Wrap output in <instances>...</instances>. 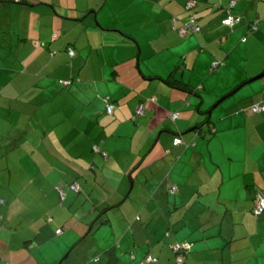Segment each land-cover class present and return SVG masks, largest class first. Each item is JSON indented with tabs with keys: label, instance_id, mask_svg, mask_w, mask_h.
Returning a JSON list of instances; mask_svg holds the SVG:
<instances>
[{
	"label": "crops",
	"instance_id": "0c3cea01",
	"mask_svg": "<svg viewBox=\"0 0 264 264\" xmlns=\"http://www.w3.org/2000/svg\"><path fill=\"white\" fill-rule=\"evenodd\" d=\"M230 1L198 0L202 31L185 38L175 30L185 0L2 5L22 28L12 36L20 72L0 75V264H63L83 235L77 226L59 235L72 228L70 208L84 197L100 204L97 194L124 202L112 218L124 264H177L178 255L184 264H264V213L253 212L264 190V111L252 110L264 107V85L236 110L220 107L264 73V48L248 46L264 34V0H236L242 20L232 29L222 23ZM34 57L41 66L31 69ZM25 71L35 74L29 83ZM74 180L82 193L63 205L58 189ZM149 231L154 243L136 241Z\"/></svg>",
	"mask_w": 264,
	"mask_h": 264
},
{
	"label": "trees",
	"instance_id": "16d2710c",
	"mask_svg": "<svg viewBox=\"0 0 264 264\" xmlns=\"http://www.w3.org/2000/svg\"><path fill=\"white\" fill-rule=\"evenodd\" d=\"M147 1H150V2H153V3H159L161 0H147ZM9 2L16 3V2H20V0H7V1L6 0H0V6L2 7V5H5L4 3L8 4ZM189 2H194L195 3L194 6L187 8V4ZM27 4L28 3H26V5ZM198 6H199L198 0H185L184 9H185V14H186V20L184 21V23L182 24L181 27L175 28V30L177 31L178 35L181 36L182 38H185L187 36L198 35L199 33H201L202 26L199 25V22H198L199 21V18L197 16V15H199V12H197ZM236 6H237V1L236 0L230 1L229 9H227V11H226V14H227L226 15V18L222 21L223 25L227 26L224 22L229 17L232 18L234 20L233 26H227V27H229L231 29L234 28L242 20V17H240L239 15L237 16V15L232 14V11L236 8ZM174 19H178V18L174 17ZM192 21L194 22V24H192ZM188 23L190 24V27H188L189 29H187L185 27ZM259 23H260V20H257V21H254V22L250 23L251 30L257 29L258 26H259ZM99 26L100 25H97V27H99ZM192 26H193V29H192ZM195 28H199V31H195ZM183 29H187V32L184 35H182L180 33V31L183 30ZM55 37H57V36H55ZM244 41H246V39H244ZM215 63H219L218 69H220V66H221L220 65V62L217 61ZM213 72H216V70L213 69ZM165 82L169 83L171 86L177 87L179 90L188 92L189 94H194L193 93L194 92L193 90L192 91L191 90L189 91L186 86L183 87L184 84H182L181 82L174 81V80L171 81L169 78L168 79H165ZM244 84H246V83H243V85ZM196 95L199 96V97H201L199 94H196ZM105 104H106V106H105V113L108 116H113L114 113H115L114 112L115 107H113L114 105L109 104L107 102V100H106V103ZM109 105L113 107L112 113L109 112ZM142 114L143 113L137 112V115L136 116H141ZM173 114H177L178 115V118L177 119L172 118ZM173 114L171 115V118L173 119L174 122H176L179 119V113L176 112V113H173ZM29 121H30V118L27 119L26 125L24 124L25 127L26 126H29ZM35 123L36 122L33 121L32 124L34 125ZM6 129L7 128H5V130ZM10 129H12V128L10 127ZM1 135L2 134L0 132V138H1ZM177 138H180V137H176L175 139H177ZM8 140L11 142V144H13V142L16 141V140H13L12 138L11 139H8ZM174 143H175V141H174ZM101 151L102 150H101V148L99 146H94V152L95 153H98L99 154V153H101ZM101 154L104 155L105 153H101ZM106 157H107V154H106ZM74 186H76V189L74 188ZM58 191H59L60 196H61V202H62L61 204H63V205L65 204V201L67 199L66 196H67V194L69 192H72V193H75V194H78V195H80L82 193V189H81L80 184L78 182H75V180H74L73 183H70L68 185L60 186L59 189H58ZM259 191H264V190H259ZM258 192L256 194V203H255V208H254V211H253L254 214H255L256 206L258 204L257 203ZM96 197L99 200V202H100V200L103 199L98 194H97ZM0 200H3L4 201V199H1V198H0ZM81 201H78V203L76 204L77 206H75V209L71 210V208H70V212L72 213V215L70 216L71 218H70V221L69 222H70L72 228L71 227L64 226L63 228L60 229L59 235H61V236L64 235L65 232L67 233L68 230L71 231L75 226L80 227V231L83 232V235L79 238V240L76 243H74L73 245H71L69 247L70 249H72V251L74 249H76L77 252H78V254H80L81 249H83V245L84 244H89L90 242L91 243H95L94 237L96 235H99V234H102L103 235L102 232L106 228V230L104 232H106L107 229L109 230L110 235H112L113 243H110L109 245H100V246L97 243V246H98V248L101 251H99L100 254L96 258H94L93 261L96 264H101L102 263V260H101L100 255H105L106 261L104 262V264H124L123 263V260L121 259V256L118 254V252H119V239H120V237L122 236L123 233H121V235L117 237V235L115 234V232H113L114 230L112 229L113 228V226H112L113 225L112 224L113 212L116 211L115 208H118L119 209V207L121 206V204L124 203V202L121 201L120 203L115 204V205H110L109 202H108V204H107L108 206H105V202L107 201L106 199L103 200L102 203L100 202V204H97V205L96 204L94 205L91 200H88L85 197H84V200L82 202ZM88 201H90V202H88ZM88 203L92 204V206L90 207ZM4 205H5V201L0 206V209L3 208ZM103 205L105 207L101 209V207ZM87 206L90 208L89 211H86L88 209ZM87 213H91L92 215H88ZM261 215H259V216L256 215V216L260 217ZM50 222H52V221H50ZM182 252H185V251H182ZM181 254H183V253H181ZM176 258H177V256H176ZM148 259H149V257H148ZM183 260H184V263H185L184 257H183Z\"/></svg>",
	"mask_w": 264,
	"mask_h": 264
},
{
	"label": "rangeland",
	"instance_id": "374dc122",
	"mask_svg": "<svg viewBox=\"0 0 264 264\" xmlns=\"http://www.w3.org/2000/svg\"><path fill=\"white\" fill-rule=\"evenodd\" d=\"M7 1V0H6ZM6 4V3H5ZM9 6H14L11 2L8 3ZM16 7V6H15ZM7 9L6 8H1L0 6V50H2L3 55H0V75L5 73V72H9L10 74L12 73V71H18V66L20 64V61L18 60L17 56L14 55L15 49L13 47V42H12V36L14 34H18L19 31L22 28V24L20 23L21 17L18 16L16 13L13 14L12 16V10L11 8L8 9L7 13H6ZM19 20V21H18ZM27 25H31L35 26V21L34 18L30 19L29 17L27 18ZM39 22V20H38ZM38 22L36 24V26L38 25ZM62 36V35H61ZM248 46H254L255 50H257V47L259 49L264 48V34L261 35L260 37V42L256 45L253 44H248ZM252 50V48H251ZM249 57V63L251 64V59H250V54H248ZM59 58L61 59L62 57L59 56ZM256 58V56L254 57ZM34 59V60H33ZM32 59V61L35 63L32 65L31 63L27 64V65H32L31 69L34 68H39V66H41V63L39 60H37L36 57H34ZM15 60L18 62H15ZM20 72V71H18ZM34 72V70H33ZM32 71H25V73H23V75H20L19 77L24 81V82H31V75L30 73L35 76V74H33ZM46 74H48V72H46ZM45 72L41 73L39 76L44 77V75H46ZM264 85V81L263 80H258L255 81L249 85L243 86L237 93H235L233 96L229 97L228 99H226L221 105L220 107L224 106L222 110L223 112L225 110H236L242 103V101L249 99V98H253L257 96V87H259V85ZM227 95V94H225ZM224 95V96H225ZM223 97V96H222ZM221 97V98H222ZM193 99V97H192ZM253 101L250 100L247 103H252ZM219 107V108H220ZM46 112H48V110H46ZM3 131L1 132V136H4V132H5V127H2ZM189 135V134H188ZM186 135V136H188ZM1 160H6V157H3ZM128 181L131 187V179L130 176L128 175ZM131 190V189H130ZM129 190V191H130ZM105 200L104 198L102 200H100V202L102 203V201ZM114 203V202H113ZM110 203L109 204H113ZM108 202H105V206L107 205ZM104 205L101 207L104 208ZM120 217V216H119ZM104 229V228H103ZM106 230V228L104 229V231ZM102 232V234L96 235L94 237V245L92 246L91 242L89 244H84L83 245V249H81L80 254H78L77 250L74 249L72 251V249H68L65 253L63 258L60 260L59 263L63 262V264H96L93 260L94 258H96L100 253L99 251H101L98 245H109L110 243H113L112 240V235H110L109 230L107 229L106 232ZM114 232V231H113ZM134 237L136 239V241H138V243H141V241L143 243H147L148 239H153L154 238V233L152 231H149L148 233H139L140 234V240L137 237V234L133 233ZM152 243H154V239L152 240ZM69 256V257H68ZM102 263L104 264V262L106 261V257L105 255H100ZM82 259V260H81ZM80 261H82L80 263ZM175 263V262H174Z\"/></svg>",
	"mask_w": 264,
	"mask_h": 264
},
{
	"label": "built area",
	"instance_id": "2783aa9c",
	"mask_svg": "<svg viewBox=\"0 0 264 264\" xmlns=\"http://www.w3.org/2000/svg\"><path fill=\"white\" fill-rule=\"evenodd\" d=\"M194 4H195L194 2H189L187 4V8L193 7ZM224 23L227 26H233L234 20L229 17ZM192 24H194L193 21H192ZM185 27L187 29H189L188 27H190V24L188 23ZM187 29L181 30L180 33L182 35H184L187 32ZM192 29H193V26H192ZM195 31H199V28H195ZM70 54L72 56H74V52L72 51V49L70 50ZM218 65H219V63H214L213 64V69H215V70L217 69L218 70ZM252 110H253L254 113H259V112L264 111V107H262L260 105H255L254 107H252ZM112 111H113V107L109 105V112L112 113ZM138 112L139 113H143L144 112L143 108H139ZM172 118L177 119L178 115L177 114H173ZM182 143H183V141L180 138L175 139V143L174 144L176 146L181 145ZM74 188L76 189V186H74ZM3 203H4V201L0 200V206ZM257 203L258 204H257L256 209H255V214L259 216V215H261L264 212V191H259L258 192ZM182 249H185L184 246H180V245H175L174 246V250L177 251V252H180ZM176 260H177L178 264H183L184 263L183 257L181 255H178ZM148 261L149 262H154V260L152 258H150V257H149Z\"/></svg>",
	"mask_w": 264,
	"mask_h": 264
},
{
	"label": "water",
	"instance_id": "95a60500",
	"mask_svg": "<svg viewBox=\"0 0 264 264\" xmlns=\"http://www.w3.org/2000/svg\"><path fill=\"white\" fill-rule=\"evenodd\" d=\"M262 77H264V73H263L262 75H260L259 77H255L254 79L250 80L249 82H254V81H256V80H258V79H260V78H262ZM232 94H235V93H232ZM229 96H231V95H229ZM224 100H226V97H225L224 99H222V100L220 101V103H222ZM197 129H199V127L193 128L191 131H195V130H197ZM132 188H133V183H132V185H131V190H132Z\"/></svg>",
	"mask_w": 264,
	"mask_h": 264
}]
</instances>
